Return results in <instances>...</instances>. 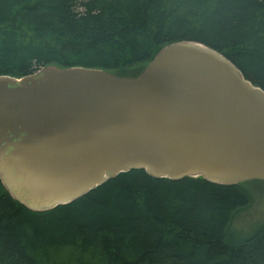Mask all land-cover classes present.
Masks as SVG:
<instances>
[{
	"label": "trees",
	"instance_id": "1",
	"mask_svg": "<svg viewBox=\"0 0 264 264\" xmlns=\"http://www.w3.org/2000/svg\"><path fill=\"white\" fill-rule=\"evenodd\" d=\"M182 40L264 90V0H0V75L51 65L136 76ZM241 184L130 170L36 213L0 182V264H264V222L240 239L228 230L247 203Z\"/></svg>",
	"mask_w": 264,
	"mask_h": 264
},
{
	"label": "water",
	"instance_id": "2",
	"mask_svg": "<svg viewBox=\"0 0 264 264\" xmlns=\"http://www.w3.org/2000/svg\"><path fill=\"white\" fill-rule=\"evenodd\" d=\"M264 181V90L197 41L160 48L136 76L83 66L0 75V182L32 212L118 174Z\"/></svg>",
	"mask_w": 264,
	"mask_h": 264
},
{
	"label": "rangeland",
	"instance_id": "3",
	"mask_svg": "<svg viewBox=\"0 0 264 264\" xmlns=\"http://www.w3.org/2000/svg\"><path fill=\"white\" fill-rule=\"evenodd\" d=\"M241 188L247 194V203L230 219L228 230L232 231L234 239L244 237L264 222V181H246Z\"/></svg>",
	"mask_w": 264,
	"mask_h": 264
}]
</instances>
